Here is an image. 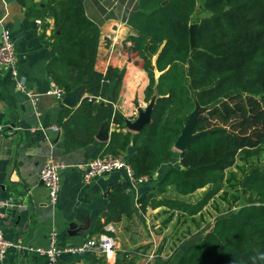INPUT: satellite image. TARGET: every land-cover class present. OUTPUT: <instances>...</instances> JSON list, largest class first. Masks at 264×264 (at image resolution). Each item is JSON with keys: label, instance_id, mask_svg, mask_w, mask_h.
<instances>
[{"label": "trees", "instance_id": "16d2710c", "mask_svg": "<svg viewBox=\"0 0 264 264\" xmlns=\"http://www.w3.org/2000/svg\"><path fill=\"white\" fill-rule=\"evenodd\" d=\"M198 3L206 16L194 19ZM27 15L52 20L60 29L49 37L53 57L46 69L63 94L84 80L93 96L102 95L113 76L121 84L125 70L108 67L102 73L95 67L100 31L87 17L84 0H45ZM124 22L135 34L123 49L132 79L143 77L145 101L156 92L150 120L130 132L125 121L134 114L110 112L108 105L89 99L74 109L62 106L66 149L91 143L108 120L117 128L101 153L124 154L132 147L127 162L134 177L151 175L172 158L189 116L202 109L190 129L198 137L179 152V166L164 173L156 192L136 199L143 213L164 206L200 215L219 194L225 170L238 159L264 154V0H136ZM192 24L197 25L194 48ZM207 185L195 202L159 197L167 187L185 196ZM243 191L253 198L217 218L175 264H264V163L246 173ZM107 199L97 230L110 234L104 225L130 215L133 200L123 183L112 185Z\"/></svg>", "mask_w": 264, "mask_h": 264}, {"label": "crops", "instance_id": "0c3cea01", "mask_svg": "<svg viewBox=\"0 0 264 264\" xmlns=\"http://www.w3.org/2000/svg\"><path fill=\"white\" fill-rule=\"evenodd\" d=\"M36 1L0 0V34L2 29L10 32L20 74L26 80L27 89L37 97L35 102L30 101L25 92H20L12 84L9 70L0 68V199L8 202L1 228L4 238L16 244L0 260V264L43 263L45 256L29 250V247H46L51 230L57 232L59 246L78 245L86 238L101 233L97 225L103 221L107 194L116 183L125 185L133 201L130 215L122 214L116 221L103 227L114 237L115 251L82 256L64 253L56 264H146L152 261L175 264L181 253L166 251L165 246L160 252H155L156 238L152 235L150 238L146 229L149 217L154 213L177 215L182 212H171L167 207L160 206L155 209L147 207L143 213L136 199L156 192L158 181L164 173L170 167L179 166L181 151L174 147L172 158L161 163L148 180L136 187L130 185L124 170L96 176L85 184L82 165L101 153V144L110 139L111 132L117 128L116 124L105 120L109 126L106 140L97 138L105 136L104 128L99 126L101 129L98 128L91 143L66 149L65 130L61 123L62 106L74 109L87 99L108 105L110 112L118 110L124 115L134 114L132 120L154 103L156 92L145 101V93L140 92L143 77L132 79L129 69L131 59L123 53V49L131 45L129 38L135 35L124 22L125 13L132 8L123 7L121 12L112 9L102 11L99 6L102 1L113 3L114 0H98L99 3L84 0L87 17L99 26L100 31L96 69L105 73L108 67H115L125 70V74L121 84L114 78L116 76L106 80L105 92L100 96H93L85 90L78 102L70 107L64 105L62 99L46 93L51 80L46 67L53 57L49 37L57 35L58 29H54L52 20L27 15V9L34 8ZM198 5L202 7L201 3ZM127 130L135 132L129 128ZM131 152L132 147L122 155L127 160ZM49 156L66 166L60 176L55 204L48 202L47 191L38 177L43 161ZM159 197L183 200L184 196L167 187ZM159 221L161 218L157 217L153 223L158 224ZM70 224L73 230H77L76 234H68ZM167 229H163V234ZM149 241L153 244L143 247ZM164 258L169 260L163 262Z\"/></svg>", "mask_w": 264, "mask_h": 264}, {"label": "built area", "instance_id": "2783aa9c", "mask_svg": "<svg viewBox=\"0 0 264 264\" xmlns=\"http://www.w3.org/2000/svg\"><path fill=\"white\" fill-rule=\"evenodd\" d=\"M0 68H7L9 70V78L12 84L20 91L25 92L30 101L35 102L36 94H33L26 86L24 76L20 74L18 67V57L13 45L11 34L7 29H2L0 34ZM47 94L53 95L58 100L63 97L61 89L50 80L49 88L46 90ZM54 129H57L54 126ZM65 164L61 161L49 156L46 158L39 169V180L47 191L48 202L55 204L58 199L60 189V176L65 169ZM83 182L89 184L94 177L114 172L117 170H124L127 175V180L130 185L136 187L149 179V175L134 177L131 167L122 154H113L105 152L89 159L82 165ZM8 206L6 200L0 199V260H2L8 251L15 247L13 241L7 240L3 236L1 228V220L4 217V211ZM48 245L46 247H29V250L45 256V261L39 264H56L62 254L68 253L72 255H86L89 253H113L116 249V241L113 236L107 233H99L95 236L86 238L78 245L74 246H59L57 245V232L51 230L48 233Z\"/></svg>", "mask_w": 264, "mask_h": 264}, {"label": "rangeland", "instance_id": "374dc122", "mask_svg": "<svg viewBox=\"0 0 264 264\" xmlns=\"http://www.w3.org/2000/svg\"><path fill=\"white\" fill-rule=\"evenodd\" d=\"M44 2L45 0H38L36 1V5L42 4ZM96 2L99 3L98 0H96ZM134 4L135 0H114L113 3L110 1H102L101 5L103 7L101 5L99 6L102 11L112 9V11L116 10L121 12L123 7L132 8ZM201 9L202 7L198 5L194 19L202 18L206 15L205 13L201 12ZM157 73L158 72H156V74ZM202 111V109H198L195 111V114H198ZM186 125L188 127L189 122H187ZM263 163L264 154L261 155L260 158L238 159L232 167L225 170L224 182L221 186L219 194L208 203L207 207L200 215L190 217L183 213H177V215L154 213L152 217L150 216L148 221V229H146V232L150 238L153 236L156 238L155 252H160L161 248L165 246L166 251H173L176 252V254L182 253L180 246L186 239L206 233L217 218L228 214L234 208L239 206L244 200L252 199L253 196H250L243 191L242 183L245 179L246 173L250 171V169L255 166H261ZM210 187L211 185H207L204 188L197 190L193 194L185 195L183 200L195 202ZM157 217H160L161 221H159L158 224H155L153 222ZM168 220L171 222H168ZM165 228L168 229L163 234L162 231ZM159 237L161 238L159 239ZM149 242L145 243L143 247L147 248L153 244L152 241L150 243ZM166 260L167 259L164 258L163 262Z\"/></svg>", "mask_w": 264, "mask_h": 264}, {"label": "water", "instance_id": "95a60500", "mask_svg": "<svg viewBox=\"0 0 264 264\" xmlns=\"http://www.w3.org/2000/svg\"><path fill=\"white\" fill-rule=\"evenodd\" d=\"M196 28H197V25L196 24H192L189 27V32H190V45H191L192 48L195 47V33H196ZM59 34H60V29L58 28L57 35H59ZM86 87H87V81L84 80L80 85L76 86L73 90H71V91L66 92V93L63 94V97H62V100H61L62 103L64 105L73 107L78 102V100H79L82 92H84L86 90ZM152 106H153V104L150 105V106H148L147 108H145V110L140 111L139 114H138V117L135 120L127 119L125 121L126 127L129 128L130 130L135 131V132L138 131V130H140L142 128V126L149 121ZM196 117H197V114H195V112L192 113L189 116V119H188L189 121H187V122H189V126L187 127V125H186L187 123L185 124L184 129L182 130L180 136L176 140L174 146L179 151L184 150L186 148V146L190 142H192L193 140H195L198 137V135H190V129L193 126ZM102 124H104V125L101 126ZM100 127L104 128V130H105V136H104V138H101V137H98L97 136V138H100L101 140H106L107 134L109 133V126H108L107 121H103L100 124ZM100 127H99V129H101ZM242 186H243V189H244L245 179L243 180ZM245 203H246V201L244 200L242 202V204L240 206L234 208L231 213H236L240 209V207L242 205H245ZM76 233H77V230H73L72 229V225L70 224L69 225L68 234L69 235H73V234H76ZM204 235H205V233L199 234V235H196V236H193V237H190V238L186 239L182 243V245L180 246L181 251L183 253L184 252H187L189 250V248L192 245L196 244L199 241V239L202 238Z\"/></svg>", "mask_w": 264, "mask_h": 264}]
</instances>
